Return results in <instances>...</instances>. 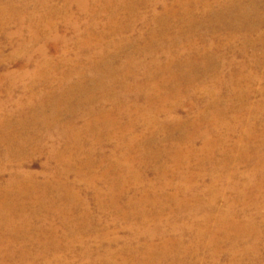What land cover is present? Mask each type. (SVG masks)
I'll return each mask as SVG.
<instances>
[{
	"label": "rangeland",
	"instance_id": "rangeland-1",
	"mask_svg": "<svg viewBox=\"0 0 264 264\" xmlns=\"http://www.w3.org/2000/svg\"><path fill=\"white\" fill-rule=\"evenodd\" d=\"M20 1L23 0H19V2ZM107 1L109 2L110 0H102L104 3ZM153 1L159 3L155 8L152 5H148L146 0H120L118 2L121 3L120 5L114 6L117 3L108 5L107 10L104 12L99 11L97 7H93V12L91 13H80L73 0H50L47 8H39V18H42L37 25L31 26L28 22L21 24L16 20L12 21L9 32L15 34L19 29L23 28L22 37L14 36L9 39L6 38L3 33H0V60L3 62L0 74L6 72H17L20 74L24 71L35 72L40 63L46 60L52 62L49 65L43 64L42 72H44V74L42 72H36V82L29 79L19 80L17 78L15 87H10L8 84L0 86V171L2 168L6 170L5 173H2L3 175H0V184H3L4 181H9L11 174L14 173L17 167L15 163L8 165L5 159H3V154L8 150V145L4 142V139L8 138L9 140L15 136L14 133L17 132V129L19 130L22 127L23 128L19 131H25L31 134L33 131V129H31L32 124L29 123L28 119H31L30 117L32 115H29V111H27L26 108L33 103V106H36L33 115H37L41 105H48L46 96L49 93L53 94L66 78L64 74L69 71L74 73V69H79L80 65L77 64L76 58L81 55L82 47H79L81 45L78 44L79 38L76 32L77 29L80 34H83V41H87V39L90 38L86 35V28H95L97 32L107 31V28H129L125 34L126 39H138L136 34L142 33L145 36V38L142 36V38H144L143 40L142 38L135 40L134 44L124 47L123 53L126 54V52L128 53L133 50H143L147 44L152 41L148 34L157 28L156 33H158V36L156 40L161 43L160 47L162 49L155 51L154 55L161 58V61L165 63L169 55L168 53H170V47L172 46L176 28H187L185 29L186 31H184L187 34L191 31H196L194 28H202L203 34H207L204 40L198 35L191 39L194 41L193 43L196 48V50H193L194 52L191 53V60L194 68L185 69L180 73V76L185 74L187 78L189 76L192 77L191 84L187 86L186 83L188 81H184L182 89L185 91L186 88L193 84L199 90L208 87L212 91L215 88V83L210 82L211 78L214 76L213 72H219V77L223 78L224 81V88L221 90L218 110H227L224 114L221 112L223 115L220 121L223 125L220 136L221 139L223 138L222 148L220 147L216 150L214 155H211L206 162H202L203 156H199L190 162H185L186 164L183 162L182 168H180L181 170L178 172L179 166L176 162L179 158L176 152L179 146L185 147V144H183L180 139L181 136L188 133V130L184 131L186 134H182L184 132L181 130H172V136L174 137L176 135L174 138L178 139H173L169 142H166L162 138L165 134H161L162 136L159 135L160 148L157 149L158 145H149L152 152H149L146 156H151L152 160L148 162V165L137 162L135 168H132L131 174H123L124 177L128 176V179L132 180L133 175L142 173L141 176L144 181L141 182V184L131 181L130 184L127 185V195L119 199L117 205L111 202V194L109 195L110 197H108V194L104 196V198L102 197L101 201L96 199L97 191L108 193L109 187L119 178L113 169H110L109 175L105 177L103 182L97 183L96 187H92L86 181L82 180L80 185L75 187V192L72 193L73 191H71V188L75 186L78 179L76 166L74 165V169H68V178L63 177L57 179L56 184L50 189V193L48 191L47 195L57 200L54 207L52 205H44L35 208L38 211V217L32 221L34 227L37 229H28L25 232L23 231L21 235L6 233L2 235L3 238H1V240L4 239L5 247L0 249V264H89V262L97 260L99 257L109 260V255L111 253L118 254V252H123L126 243L130 240L132 228L141 236L138 237V240H136L137 243H134V246L139 247L142 245L143 241L145 242V237L141 235L146 230V227L141 225L143 220L140 214H143V211L148 214L145 220L148 222V225L154 226L157 221V216H162V220L165 224H176L175 226L178 228L184 229L188 226V232L182 237L179 231L177 233L176 231L174 232L172 228H169L170 224L167 225L165 229L169 238L179 239L180 241L178 242L182 243V247H186L183 249L180 248L184 259L183 262L181 261L179 264H264V235L259 240L260 245L257 251L251 257L247 256L249 258L242 256V242L234 248L236 252L234 256L231 254L233 249L231 241L223 240V237L218 247L213 250L209 245L211 240L209 236L204 237L200 241H196L195 238L199 231H194L195 229H192V225L195 227L193 224L194 221L204 216L208 217L210 214L208 211H204L205 209L202 208L203 205L199 206L198 201H190V199L184 197L186 189L188 191L192 189L195 195H198V193L206 194L209 187L213 185V180H217L219 181L217 189L223 195L222 199L219 197V202L214 205V209L226 211L228 207H231L237 214V216L233 214L235 217L233 220L240 221L242 219L248 220L251 218L252 223L258 228L259 232H261V229L264 233V228L262 227L264 215H260L258 213L259 208H257L264 206V198L261 197L259 201L251 202L248 198L242 199V195L236 193L232 188L233 185H236L238 189H242V183H245L246 178L251 176L250 174L253 171L251 164L242 163V146L240 144L243 134L242 90L244 89L246 92L249 90V94L246 95V97L249 98L246 108L248 110L251 109L253 115L256 116L257 108L264 103V52H262V46L258 45L253 49L249 46L244 50L242 32L238 31V29H234L230 32L227 31V28H242V22L229 18L227 14L222 13L216 8L215 3L217 1L226 3V0H209V5L207 7L205 4L201 7L199 6L198 2L202 0H188L187 2H191V4H188L187 12L182 13L180 11V14L171 15H166L163 12L162 5L168 6L171 12L173 9L177 13L179 9H176L177 6L174 5L176 0ZM3 2V5H6L8 0H3ZM179 2L182 3L185 1L180 0ZM192 4H196L197 6L195 7ZM48 24H50L49 27L51 29H45L48 28ZM31 28L35 29L32 30ZM163 28H169V30ZM206 28H215V30L206 32ZM34 34H38L40 40L32 44L31 40ZM183 35L184 37L177 42L178 44L174 46L172 51H180L183 55H186V44L187 38L189 37H186L184 33ZM83 41L80 43L84 46L85 42ZM23 42H31L28 50L20 48ZM95 45V43L92 45L93 50ZM43 47L46 49L44 55L40 56L39 50ZM242 50L246 51L244 56L242 55ZM198 51L202 53L208 51L209 54H207L209 56L205 55L208 59H200L205 56L198 57ZM123 53L122 59L125 57ZM88 54V52L82 53V58H86ZM138 57L141 56L138 55ZM30 58L37 66L35 64H29L28 60ZM63 60L68 62L67 66L62 65V68L59 69L60 71L54 72L58 67L57 64L63 62ZM204 62L207 64H203ZM206 66H209L210 70H206ZM242 68L244 69L243 76ZM195 76L199 78L196 77L195 80L198 81L193 83V77ZM253 77L255 78L254 80L252 79ZM230 81L233 83V90L232 88H227ZM49 83L51 86L47 89ZM237 83L238 87L236 86ZM51 89L52 91H49ZM117 91L120 93L118 88ZM230 91L235 92L233 93L234 96L231 102L229 100ZM57 93H59V91H57ZM198 98L199 99L193 102L185 99L184 106L179 111L178 116L190 122L199 123V111L200 113L204 111L206 106L204 102L205 99L201 94L198 95ZM140 105L144 106L145 104L142 102ZM107 108L109 109L110 106L107 105ZM49 111L48 108L45 110L47 115H49ZM68 117L69 116L65 114L58 116V119L66 123L65 121H68ZM94 119L95 118L90 121L93 122ZM247 120L248 117H246V121ZM21 121H25V123L26 121L28 122L23 126H19ZM40 122L41 125L39 127L43 129L41 130L42 133L44 132V135H47L44 126H42L44 123H42V121ZM119 122L121 123L120 125L125 126L128 123V119H122ZM245 123L249 125L248 122ZM77 125L81 129L84 123H80V120H78ZM228 126H239V129L231 133ZM202 127L205 128V125ZM140 131H142V128ZM102 132L101 134L104 136L111 134L120 136L119 133L116 134V132H118L116 127H107L102 130ZM33 133L36 132L33 131ZM39 134H41V132ZM52 134L58 149L64 151V142H66V139L63 135V131L55 129ZM136 134L140 135V133ZM98 137L99 134L94 133L89 136H84L80 142H82L81 144H83L85 149L93 147L90 153L92 154L91 158L94 162L92 167L94 168L88 171V173H94L95 176L101 177V172H104L106 168L110 167L112 162L106 161L105 166H103V171L102 168L99 167V164H102L103 157L109 159L108 157L112 155L118 142L112 141L111 144L103 142V144L98 146H92L93 142H95L93 140ZM68 138L72 137L69 136L67 139ZM215 140L217 139H213V141ZM45 143H47L45 150L38 149L32 152L30 156H28V159L19 161L22 163V167H19L23 171L38 175V179L41 182L45 181V177L55 172L60 165L57 157L54 159L50 157V143ZM124 145L122 149L125 148ZM202 145L203 144L198 141L196 147L201 149ZM254 146L256 148L257 144L254 143ZM139 149L142 150L141 148H136L133 151L131 156L132 160L137 157L136 152H139ZM29 151H31V149ZM160 152L165 158L162 157L161 159L157 155V153ZM89 154L84 153L82 158H90L88 156L91 154ZM46 165H48L47 169H45ZM62 166L61 163V169ZM164 168H168V172L164 171ZM124 172H126V170H124ZM187 175L192 178L191 185L183 179L184 176ZM120 182L122 183L121 180ZM165 183L169 186L164 191L163 187H165ZM190 186H192V188H190ZM121 188L125 189V186L116 183L114 186L115 191L112 194H119ZM145 188H154L156 192L154 195L150 193L149 196V192L146 193L145 190L147 189ZM180 188H185L184 192L178 193L177 189ZM217 189H214L216 193ZM160 191L165 193L168 199L165 197L161 198ZM252 192H254V189L248 188L246 194H251ZM209 194L210 193L207 195ZM27 195L28 196L24 200L25 206L33 208L34 204L33 207L31 205L32 194L28 193ZM68 196L74 199V201L68 200ZM144 196H147L149 199L148 202L141 207V211L138 210L139 207L128 208L131 199L139 200ZM156 197L162 202L160 206L163 209H160V212H158L159 209L156 207L158 205L152 203L158 200ZM173 199L182 201L188 206L178 208L173 203ZM70 201L73 203V206L69 205ZM118 207H122L127 213H132L133 215L135 213L134 217H131L129 220L125 219L117 212ZM244 209L248 210V213L245 215L243 214ZM176 214H181L183 218H176ZM238 217H242V219ZM205 225L207 224L203 223V231L214 230L213 225ZM237 234H239V232H232L231 239L234 240ZM156 236L157 237L154 239L155 245L159 247V233ZM12 239L14 240L12 248L15 249V253L13 254L14 257L10 258L8 256L10 252H7L8 248L6 246H8V243L11 242ZM116 239H118V241H116ZM173 244L175 246L177 242L175 241ZM25 254L27 257H25V262L22 263L20 260ZM1 257H6L5 261L2 262Z\"/></svg>",
	"mask_w": 264,
	"mask_h": 264
},
{
	"label": "bare ground",
	"instance_id": "bare-ground-1",
	"mask_svg": "<svg viewBox=\"0 0 264 264\" xmlns=\"http://www.w3.org/2000/svg\"><path fill=\"white\" fill-rule=\"evenodd\" d=\"M119 1L120 0H110L109 2L107 1L104 3L102 0H73L80 13H91L93 12V7H97L99 11L104 12L107 10L108 5H114L116 3L117 4L114 6L120 5L121 3H118ZM179 1L180 0H176L174 2V5L177 6L176 9H179L177 13L173 9L171 12V9L165 5H162L163 12L166 15L180 14V11L182 13L187 12V6L188 4H191V2L189 3L187 2L188 0H184L185 2L180 3ZM208 1L209 0H202L201 2H198V4L200 7L204 4L207 7L209 5ZM49 2L50 0H23L20 2L19 0H8L6 5H3V0H0V33H3L5 37L9 39L14 36L22 37L23 28L19 29L15 34L9 32L12 21L16 20L21 24L28 22L31 26L37 25L42 18H39V8H47ZM146 3L152 5L154 8L159 4L157 1L153 0H146ZM192 5L195 7L197 6L196 4ZM215 5L218 10L227 14L229 18L242 22V28H227V31L230 32L234 29H238V31L242 32L244 50L249 46L253 49L256 46L261 45L262 52H264V0H226V3H220L217 1ZM49 26L50 24H48V28L45 29H51ZM31 29L33 30L35 28ZM128 29L129 28H107V31L97 32L95 28H86V35L90 37L87 41H83V34H80L77 29L76 32L79 38L78 44L81 45L79 47H82L81 55L76 58L77 64L80 65L79 69H74V73L69 71L64 74L66 78L53 94L49 93L46 96L48 105H41L37 115H33L36 110V106H33V103L26 108L27 111H29V115H32L30 117L31 119H28L29 123L32 124L31 129L36 133H33L32 130L31 134L25 131H19L23 128L22 127L19 130L17 129V132L14 133L15 136L9 140L8 138L4 139V142L8 145V150L3 154V159H5L8 165L15 163L17 167L14 173L11 174L10 180L4 181L3 184H0V249L5 247L4 239L1 240L4 233L21 235L23 231L25 232L28 229H37L34 227L32 221L38 217V211L35 208L44 205H52L54 207L57 200L55 198H50L49 195H47L48 191L50 193V189L56 184L57 179L63 177L68 178V169H74V165L76 166L78 179L75 186L71 188V191H73L72 193L75 192V187L79 186L82 180L86 181L90 186L96 187L97 183L103 182L105 177L109 175L110 169H113L119 178H117L109 187L108 190L110 192L103 193L97 191L96 199L101 201L102 197L104 198V196H107L108 194V197L111 196V202L114 205H117L118 200L127 195V185H129L131 181L134 183L137 182L138 184H141V182L144 181L142 180V173L136 175L132 174V180L128 179V176L124 177V175L130 173L132 168H135L137 162L148 165V162L152 160L151 156H146L149 152H152L149 145H158L157 149H159V135L162 136L161 134H165L162 138L166 142H169L173 139H178L174 138L176 135L174 137L172 136V130H181L182 132L188 130L187 134L185 132L182 133L186 135L181 136L180 139V141L185 144V147L179 146L176 152V155L179 158L176 162L179 166H177L179 168L178 172H180L183 162H190L199 156H203L204 158L202 162H206L211 155H214L216 150L220 147L222 148L223 138L221 139L220 136L223 130V125L220 121L221 118H223V115L221 112L224 114L227 110H218V105L221 99V90L224 88L223 78H220L219 72L215 71L213 72L214 76L210 81L215 83L214 90L211 91L208 87L199 90L192 84L186 88L187 91H183V82L188 81L186 83L188 86V84H191L192 77L189 76L187 78V75L185 74L183 75L184 77L180 76V73L185 69L194 68L191 60V53L194 52L193 50H196V48L193 43L194 41L191 39L198 35L204 40L205 35L207 34H203L204 32H202V28H194L196 31H191L188 34L184 32L187 28H176L174 31L172 46L170 47V53H168L169 55L166 58L165 63H163L161 58L154 55L155 51L162 49L160 47L161 43L156 40V37L158 36V33H156L157 28L154 30L155 32L152 31L148 34L152 41H150L143 50H133L124 54L123 51L125 46L128 47L134 44V41L141 39L142 36L145 38L142 33H139L136 34L138 39H126L125 34ZM163 29L169 30V28ZM206 29V32L215 30V28ZM183 33L186 37H189L187 38L186 55H183L180 51H172L174 46L178 44L177 42L184 37ZM144 38H142V40ZM37 40H40V37L38 34H34V37L31 40L32 44ZM82 41L85 42L84 46L80 43ZM94 43L96 45L93 50L92 45H94ZM30 45L31 42H23L20 48L28 50ZM45 49V47L40 48V56L44 55ZM244 50H242L243 56L246 53ZM87 52L89 54L86 58H82V53L84 54ZM122 53L124 54L123 56H125L123 59ZM197 53L198 57L205 55L209 56L208 51H205L204 53L198 51ZM138 55L141 57H138ZM207 56L200 59L207 60ZM28 62L29 64H35L31 58ZM51 63L52 62L48 60L40 63L35 72L24 71L21 74L17 72L2 73L0 74V86L8 84L10 87H15V81L17 78L19 80L29 79L36 82V72H42L43 64L49 65ZM67 63L66 60L58 63V67L54 72L60 71L59 69L62 68V65L67 66ZM2 64L3 62L0 60V69L2 68ZM203 64L207 63L204 62ZM35 65L37 66V64ZM208 69L209 66H206V70ZM243 71L244 69L242 68V76ZM42 73L44 74V72ZM196 77L198 76L193 77V83L198 81L195 80ZM252 79L254 80L255 78L253 77ZM232 84V81H230L227 88H232L233 90ZM50 86L51 84L49 83L47 89H49ZM236 86L238 87V83ZM117 88L120 90V93H118ZM49 91H52V89ZM57 91H59V93H57ZM248 91L249 90H247V92L244 89L242 90L243 134L240 144L242 146V163L251 164L253 171L250 174L251 176L246 178L245 183H242V189H238V186L236 185H233L232 188L236 193L242 195V199L248 198L251 202H256L260 200L259 198H264V103L257 108L256 116H254L252 110L246 108L249 100V98L246 97V95L249 94ZM233 93L235 92L230 91V102L233 100ZM199 94L205 99L204 102L206 106L204 111L201 113L199 111V123L190 122L180 118L178 115L179 111L184 106V100L188 99L193 102L196 99H199ZM142 102L145 104L144 106L140 105ZM107 105L110 106L109 109L107 108ZM47 108L50 110L49 115L45 112ZM65 114L69 116L68 121H65L66 123L58 119V116ZM246 117H248L247 121ZM93 118H95L93 122L90 121ZM126 118L128 119L127 125H120L121 123L119 121ZM78 120H80V123H84L81 129L77 125ZM40 121L44 123L42 126H44L47 135H44V132L42 133L41 130L43 129L39 127L41 125ZM27 122L28 121H26V123ZM245 122H248L249 125ZM26 123L25 121H21L19 126H23ZM204 125L205 128L202 127ZM107 127H116V130H118L116 134L119 133L120 136L115 134L104 136L101 134L102 130ZM228 127L231 133H234L239 129V126ZM141 128L142 131H140ZM55 129L63 131V135L66 139V142H64V151H60L55 142V138L52 134ZM40 132L41 134H39ZM94 133H98L99 137L93 140L95 142H93L92 146H98L103 144V142L109 144H111L112 141L118 142L112 155L108 157L109 159L103 157L102 164H99V167H101L103 171V166H105L106 161L112 162L110 167L106 168L104 172H101V177H98L97 175L95 176L94 173H88V171L94 168L92 167L94 162L91 158L92 154L90 153L93 147L85 149L83 144H81L82 142H80L84 136H89ZM136 133H140V135H137ZM69 136L72 138L67 139ZM213 137L217 140L213 141V139H215ZM44 141L50 143L49 153L51 159L57 157L60 165L55 172H52L45 177V181L41 182L38 179V175L23 171L20 168L22 167V163L19 161L28 159V156L38 149L45 150L47 143ZM198 141L203 144L201 149L196 147ZM254 143L257 144L256 148ZM123 145L125 146L124 149H122ZM136 148H141L142 150L139 149V152H136L137 157L132 160L131 156ZM30 149L31 151H29ZM84 153H90L91 155L89 154L90 156H88L90 158L83 159L82 155ZM157 155L161 159L164 157L161 152L157 153ZM61 163L64 166V168L62 166V169L60 167ZM47 168L48 165H46L45 169ZM124 170H126V172H124ZM168 170V168H164V171L168 172ZM5 172L6 170L2 168L0 175H3L2 173ZM183 179L191 185V177H188L187 175L184 176ZM116 183L125 186V189L121 188L119 194L115 192L116 195H114L112 193L115 191L114 186ZM218 184L219 181L213 180V185L209 187L207 193H198V195H195L192 189H189V191L186 189V192H184L186 186L185 188L177 189L178 193H186L184 195L186 199H190V201H198L199 206L203 205L202 208L205 209L204 211H208L210 214L208 217L204 216L199 218V220L196 219L194 221L193 224L195 227L192 225V229H195L194 231H199L195 240L200 241L204 237L209 236L212 240H210L209 245L213 250L218 247L221 243L220 240L223 237V240L231 241L233 247L231 254L234 256L236 255L234 248L242 242V256L249 258L247 256L251 257L257 251L260 245L259 240L264 233L261 229V232H259L258 228L252 223L251 218L244 220L242 217H238L242 220H233V218L235 219L233 214H235V216H237V214L231 207H228V209L226 208V211L214 209V205L218 204L219 199H222L223 195L217 189ZM168 186L169 185L165 183V187H163L164 191ZM190 188H192V186H190ZM248 188H253L254 192L246 194ZM145 189H147L145 190L146 193L149 192V196L150 193L154 195L156 192L154 188ZM214 189H217V193ZM28 193L32 194L31 205L33 207L34 204L33 208L25 206L24 200L28 196ZM208 193L210 194L207 195ZM160 194L161 198L165 197L168 199V197L165 196L166 194L162 191H160ZM68 197V200L74 201L70 196ZM148 199L147 196H144L139 200L131 199L128 208L139 207L138 210L141 211V207L148 202ZM152 203L158 205L156 206L159 209L158 212L163 209L160 206L162 205V202L159 199ZM173 203L178 208L188 206L186 203L177 199H173ZM69 205L73 206V203L70 201ZM257 208H259L258 213L264 215V206ZM117 212L127 220L135 215V213L134 215L132 213H127L122 207H118ZM246 213H248V210L244 209L243 214L245 215ZM181 214H176V218L179 219L182 217ZM147 215L148 214L144 211L143 214H140L141 219L143 220L141 225L146 227L145 232L141 234L145 237V242L143 241L141 246H134V243H137L136 240H138V237L141 236L134 228H132L130 240L126 243L123 252H118V254L111 253L109 255V260L99 257L97 260L89 262V264H179L181 261L183 262L184 258L181 254V249L186 247H182V243L178 242L180 241L179 239H171L168 237L165 229L170 223L165 224L162 220V216H157V221L154 226H151L150 224L148 225V222L145 221L148 217ZM203 223L207 224L205 226H209L210 224L213 225L214 230L203 231ZM175 225L170 224L169 228H172V230L177 233L179 231L181 237L188 232V226L184 229L178 228ZM262 227L264 228V222L262 223ZM234 231L239 232V234H237L234 240H232L231 234ZM158 233V239L160 241L159 247L155 245L154 240ZM116 241H118V239H116ZM175 241L177 244L174 246L173 243H175ZM13 242L14 240L12 239V241L8 243V246H6L8 248L7 252H10L8 253L10 258H13V254L15 253V249L12 248ZM25 257H27L26 254L23 255L20 262H25ZM5 258L6 257H1V261H5Z\"/></svg>",
	"mask_w": 264,
	"mask_h": 264
}]
</instances>
